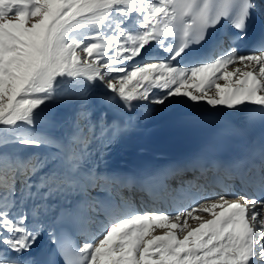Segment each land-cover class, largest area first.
<instances>
[{
	"label": "snow or ice",
	"instance_id": "obj_1",
	"mask_svg": "<svg viewBox=\"0 0 264 264\" xmlns=\"http://www.w3.org/2000/svg\"><path fill=\"white\" fill-rule=\"evenodd\" d=\"M258 18L264 0H0V264H264V133L229 146L264 124ZM182 101L247 115L182 163L108 167L138 109Z\"/></svg>",
	"mask_w": 264,
	"mask_h": 264
},
{
	"label": "bare ground",
	"instance_id": "obj_2",
	"mask_svg": "<svg viewBox=\"0 0 264 264\" xmlns=\"http://www.w3.org/2000/svg\"><path fill=\"white\" fill-rule=\"evenodd\" d=\"M178 107L182 108L181 111H178ZM213 108L211 106H208L206 102H198V103H192V102H181L177 104L176 102H170L168 106H166L162 111L155 110L154 112H145L147 109H138L137 111L140 113V116L138 118L137 126L135 128H142L145 126H149L154 124V122L158 121L160 117H170V115L178 116L183 115V113H209L211 112ZM222 110V112H227L228 110L224 108L223 106H218L216 110ZM150 111V110H149ZM236 116V115H233ZM134 119H137L136 114H134ZM120 143H127L128 147L132 145H137L143 142L141 139L135 138L131 133L125 135L121 138L119 141ZM119 142L113 144L110 149L108 150V155H111V152H114L115 150H125L124 148L120 147ZM128 152H132L133 150H128ZM107 155V156H108ZM107 165L110 169L113 171H116L118 166V163L113 162L112 160H107ZM163 230L156 231L153 233V235H161ZM82 246V244H81Z\"/></svg>",
	"mask_w": 264,
	"mask_h": 264
},
{
	"label": "rangeland",
	"instance_id": "obj_3",
	"mask_svg": "<svg viewBox=\"0 0 264 264\" xmlns=\"http://www.w3.org/2000/svg\"><path fill=\"white\" fill-rule=\"evenodd\" d=\"M81 55L82 56H84V55H86V54H84V53H82L81 52ZM235 67H242L241 65H239V64H235V65H230L229 66V70H231L232 68H235ZM218 83H221V84H223L224 83V81H218ZM212 91L214 92V88L212 89ZM203 102V101H202ZM169 104V103H168ZM168 106V105H167ZM165 107H159V106H148V107H146V111L145 112H154L155 110H157V111H162L163 109H164ZM144 109V108H143ZM155 109V110H154ZM52 110H53V112L54 113H57L58 115H60V114H62L61 113V110L60 109H58V108H56L55 106H52ZM150 110V111H149ZM40 151H43L42 149L40 150ZM189 179V178H188ZM178 181H179V179H176V181L174 182V186H176L177 185V183H178ZM197 221H193V220H189V224H195ZM161 229H157L156 231H160ZM155 231V232H156ZM180 235V238H183V235H184V233H180L179 234Z\"/></svg>",
	"mask_w": 264,
	"mask_h": 264
}]
</instances>
